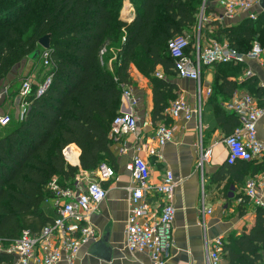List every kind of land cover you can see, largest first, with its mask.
I'll list each match as a JSON object with an SVG mask.
<instances>
[{"label":"trees","instance_id":"1","mask_svg":"<svg viewBox=\"0 0 264 264\" xmlns=\"http://www.w3.org/2000/svg\"><path fill=\"white\" fill-rule=\"evenodd\" d=\"M113 2L0 0V78L35 54L39 39L46 34L50 35L52 62L47 73L53 74L46 91L30 97L23 119L0 131V239L5 244L18 239L23 230L37 234L53 220L42 206L50 196L47 185L53 177L65 185L80 166L92 170L102 162L117 170L110 130L122 104V86L130 84L129 65L139 50L145 66L139 69L152 84V119L164 118L170 100L177 98L170 81L153 73L158 65L163 72H172L175 61L168 42L197 25L203 0H137L139 6L129 22L112 8ZM28 16L33 21L30 26L25 25ZM218 35L241 52H248L254 40L264 47V10L254 22L221 29ZM108 42L118 45V65L112 71L100 53ZM222 85L227 94L237 87L226 78ZM215 118L228 133L239 125L236 116L217 103ZM73 143L81 150L80 165L65 158L64 149ZM76 145L67 150L73 162L79 153ZM246 236L245 242L258 241L264 246V207H258L256 225ZM234 254L230 248L231 262ZM260 258L258 253L253 260ZM14 260L13 255L0 251V264ZM253 260L247 263L255 264Z\"/></svg>","mask_w":264,"mask_h":264},{"label":"crops","instance_id":"2","mask_svg":"<svg viewBox=\"0 0 264 264\" xmlns=\"http://www.w3.org/2000/svg\"><path fill=\"white\" fill-rule=\"evenodd\" d=\"M257 9L259 13L263 11L261 6ZM255 20L250 18L248 11L243 10L237 11L234 15H227L218 0H207L206 5L204 7L202 5L201 8V27H199L198 38L203 46L216 39L224 40L221 38L223 36L219 37V30L232 26H244L246 22ZM103 48L107 49L106 46ZM103 55L101 54L104 59ZM112 62L110 58V66L106 65L111 71L114 70ZM241 62V65L218 63L202 67L201 131L200 121L196 117L190 120L183 117L174 119L166 111L165 117L155 122L152 119L154 107L152 84L133 63L130 64L129 73L132 83L128 85L141 100L136 107H131L128 100L123 99L122 96L121 111H132L136 114L140 132L125 134L120 140H114L110 136L112 140L110 148L118 168L113 178L104 182L108 189L107 197L99 203L89 217L97 237L82 245L72 261L62 259L57 264H151L149 251L132 253L126 245L129 196L131 187L135 183L126 169V163L135 154L148 161L151 182L159 183L168 169L173 171L177 181L174 191L176 213L172 223V244L170 256L165 264H206L207 247L219 236L223 238L225 245L222 252V264H248L247 262L255 259L258 253L261 258L253 260L254 263H264L263 244L258 241L245 242L246 235L250 234L256 225L258 207L251 201L238 202L245 180L264 169V155L252 161H237L235 166H231L227 162L228 149L223 141L228 132L217 124L215 118V103L224 109L223 103L232 96L222 90L225 78L236 82L237 87L233 93L250 92L257 97L259 103L264 102V53L259 59L246 58ZM133 66L136 68L135 76L132 75L133 70L131 73ZM36 70L32 60H28L17 65L14 73L20 72L23 79L33 80L32 78L36 77L34 82L36 84L43 75L40 72L36 76ZM157 71L161 72L173 85L172 92L175 97H183L191 107L198 105V82L179 77L174 69L167 73L163 72L158 65ZM247 71H251V75L248 76ZM208 89L211 92L208 93ZM3 91L4 89L0 90V112L11 114L20 110L18 112L21 115V108L17 109L19 108L18 92L5 94ZM171 102L172 99L170 104ZM162 123L174 126L175 129L173 138L165 145L159 146L155 140V130ZM257 131L258 137L264 141V114L258 120ZM138 140L142 146L140 149L135 147ZM71 145L76 144H70L68 147ZM123 146L125 152L121 150ZM77 148L79 149L77 162L70 160L69 163L80 165L81 150L78 146ZM151 148L156 149L157 153L150 154ZM201 148L211 150L210 157L203 162V166H200ZM84 171L86 170L80 166L77 175ZM74 179L75 177L68 180L66 184ZM147 199L152 206H157L160 202L158 195L150 194ZM44 204L46 203L42 204L45 212L55 217L56 209L54 208V211L48 209L44 207ZM208 209H211L210 213H206ZM104 237L108 239L106 246L111 249L108 259L92 251L94 243ZM238 247L241 249L238 250ZM230 248L235 250L233 262L230 261ZM9 264L19 263L14 261Z\"/></svg>","mask_w":264,"mask_h":264},{"label":"built area","instance_id":"3","mask_svg":"<svg viewBox=\"0 0 264 264\" xmlns=\"http://www.w3.org/2000/svg\"><path fill=\"white\" fill-rule=\"evenodd\" d=\"M227 15H234L237 11H248L251 19H256L260 0H218ZM207 0H203V7ZM102 48L100 53H105ZM168 51L175 61L174 70L177 75L199 83L198 105L191 107L183 98L179 97L171 102L166 112L174 119L181 117L190 120L194 117L200 121L202 130V90L201 71L205 65L218 63L241 62L246 58L259 59L264 48L258 40H254L250 50L246 53L239 51L227 40H213L204 46L198 38L196 46L192 47L186 35H177L168 42ZM44 66L52 67L49 49L41 50ZM248 76L251 71H247ZM157 76L162 77L158 72ZM52 73H46L44 78L34 84L33 80L25 78L18 91L23 119L27 107L31 104V96H41L52 82ZM1 90V89H0ZM8 93L7 89L3 91ZM211 92L208 89V93ZM123 99L128 100L131 107H136L141 98L133 92L131 87H123ZM224 109L236 116L239 125L224 136V144L228 149L227 162L252 161L264 155V141L258 137V120L264 114V102L259 103L257 97L250 92L236 91L223 103ZM11 117L0 112V126L9 124ZM139 120L134 112L119 111L111 125L110 136L120 140L125 134H139ZM174 126L160 124L155 130V140L159 146L165 145L173 138ZM138 140L135 147L142 146ZM69 147L64 149L66 160ZM125 152V147H122ZM150 154H156V149H149ZM211 150L201 148V162L209 159ZM134 185L130 190V209L126 225V245L132 253L149 251L151 264H165L170 256L172 244V223L176 213L174 191L177 185L175 175L168 169L159 183L151 182V170L148 161L138 155H133L126 163ZM115 175L114 168L100 163L92 170H86L75 176L71 183L62 185L58 178L53 177L47 185L50 194L44 203L50 204L56 216L46 224L39 233L34 234L23 230L20 237L1 247L4 243L0 239V251L14 256L19 264H57L62 259L72 261L82 245L96 239V230L91 225L89 217L108 194L104 182ZM158 195L160 202L152 206L147 196ZM251 201L257 207H264V169L245 180L242 194L238 202ZM208 209L206 213H210ZM205 216V213H204ZM224 241L221 236L215 238L207 247L206 264H222ZM264 264V263H263Z\"/></svg>","mask_w":264,"mask_h":264},{"label":"rangeland","instance_id":"4","mask_svg":"<svg viewBox=\"0 0 264 264\" xmlns=\"http://www.w3.org/2000/svg\"><path fill=\"white\" fill-rule=\"evenodd\" d=\"M113 3H114V5H113L112 8L114 10H118L120 12V14H122L121 15L122 19L125 20V21H128V22L132 20V17L135 15L136 9L139 6V3L137 2V0H115V2H113ZM202 4H203V2H202ZM201 8H202V5L200 4V10H199V13H198L197 25L195 27H193L191 30L190 29L187 30V32L184 34V35L188 36V38L190 39V44H192V47L193 46H196L197 41H198V36H199L198 31H199V27H201L200 26V23H201L200 22L201 21ZM30 18H31L30 16H28L27 18H25L26 19L25 20V25H29L30 26L32 24L33 21H30L29 20ZM177 35H180V34H176L175 36H177ZM105 46H106L107 49H106V51H105V53L103 55V57H104V59H103L104 62L103 63H104L105 66L106 65H109L110 64V58H111L112 61H113L112 62L113 68L115 69L116 65H118V63L116 61L117 60L118 45L116 43H113V42H108V43L105 44ZM39 48L41 50L43 49V48L40 47V45H39ZM134 59L135 60L132 63L140 71L139 67L140 66H144L143 65V63H144L143 52L139 50L136 53V55L134 56ZM28 60H32V62L36 66V68H37L36 73H35L36 76L40 72H41V74H43L42 77L39 80V81H41L44 78V75L51 69V67L50 66H44L43 65V60L41 59V57L35 58L34 56H30L27 59L22 60L20 63L16 64L15 66L20 65L24 61H28ZM134 66L131 67V73H132V70H133V74L132 75H134L135 69H136ZM129 69H130V65H129ZM157 73H158V71L156 72V69H155V71H154L153 74L154 75H157ZM12 74H13V76H12ZM24 79L21 76L20 72H16V74H15L14 73V69H13V71H12L11 74H9L8 76H6L5 78H0V89L1 90L2 89H7V90H9L8 91L9 94H11V93L15 94L16 92L19 91V89L21 87V84L23 83V80ZM32 79H33V82H35L36 77H34ZM39 81H37V83ZM130 83H132V81ZM122 87H131V86H129L128 84H123ZM17 109H20V106ZM18 111H20V110H17L16 112L11 113V114L10 113H6V114H8L11 117V120L9 122L10 124L15 123L18 120H20V115H19V112ZM119 111H121V106H120V110ZM5 127H7V126H5ZM3 128H4V126H0V131ZM104 160H106V159H104ZM44 207H46L48 209H52L51 205L50 204H47V203L44 204ZM6 245L7 244L2 243L1 244V247H5Z\"/></svg>","mask_w":264,"mask_h":264},{"label":"water","instance_id":"5","mask_svg":"<svg viewBox=\"0 0 264 264\" xmlns=\"http://www.w3.org/2000/svg\"><path fill=\"white\" fill-rule=\"evenodd\" d=\"M260 6L264 10V0H260ZM38 43H39L41 48L50 49V46H51L50 35L46 34V35L42 36L39 39ZM40 52H41V50L39 49L32 56H34L35 58H39V57H41ZM107 240L108 239L106 237L98 239L94 243V245L92 246V251H94V252L96 251L102 257L108 259V258H110L111 249H110V247L106 246ZM101 247H102V249H101Z\"/></svg>","mask_w":264,"mask_h":264}]
</instances>
